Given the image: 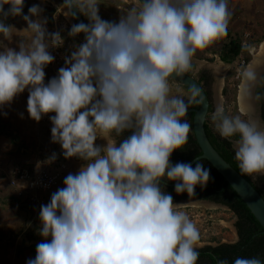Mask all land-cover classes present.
<instances>
[{"label": "clouds", "instance_id": "1", "mask_svg": "<svg viewBox=\"0 0 264 264\" xmlns=\"http://www.w3.org/2000/svg\"><path fill=\"white\" fill-rule=\"evenodd\" d=\"M59 3L74 23L68 35L83 33L84 40L45 83V68L55 60L49 49L65 44L64 28L54 22L49 32L38 4L25 15V0H0V36L13 35L9 17H22L30 34V43L20 42L18 51L0 50V109L27 89L29 117L51 128V141L65 159L86 162L41 205L43 240L27 264H197L200 232L177 210L165 182H175L177 194L196 196L211 170L199 160H171L188 143L185 117L200 102L198 90L185 93L172 81L184 78L197 52L226 34L230 0H136L118 22L103 19L96 0ZM81 13L89 23L75 24L72 17ZM241 77V114H227L221 103L211 120L222 138L233 141L240 173L255 177L264 174L258 105L264 92L257 91L264 88V62L253 60ZM50 113L53 126L42 118ZM125 132L130 135L120 139ZM234 264L264 259L237 257Z\"/></svg>", "mask_w": 264, "mask_h": 264}, {"label": "rangeland", "instance_id": "2", "mask_svg": "<svg viewBox=\"0 0 264 264\" xmlns=\"http://www.w3.org/2000/svg\"><path fill=\"white\" fill-rule=\"evenodd\" d=\"M131 1L113 0L112 5L115 6L116 14H119L117 16H121L133 5ZM34 4L44 9L42 18H47L48 10L55 9L52 21L53 24L55 22V27L64 28V31L60 29V34L64 37V45L68 50L66 57H69L83 40L80 35L75 37L68 35L74 23L65 14L66 10L61 8L63 3H59V0L57 2L25 0L23 13L28 14V9ZM4 7L7 10L9 5ZM229 7L231 19L227 31L232 40H241L245 51L232 64L223 63L219 57L220 52L225 45L224 42L230 40H226L224 35L208 48L197 52L193 70L187 73L198 81L203 73L210 77L207 88L213 106L210 117L217 104L221 103L225 106L227 114L233 116L241 114L238 103L242 84L241 71L254 60L255 55H258L264 42V0H231ZM7 24L14 26L15 29L11 38L0 36V50L11 47L18 51L20 42L30 43V34L26 30L27 23L22 17H11ZM46 27L51 32L52 25L47 22ZM60 68L59 65L49 64L45 68V83L57 76ZM222 71L224 74L220 76L219 73ZM172 83L174 88L189 93L182 84L174 80ZM28 95L26 89L24 93L15 97L10 105L0 109V264H27L28 259L32 258L33 249H24V246L29 247L42 242L43 237L38 233L40 208L41 205L47 204L52 193L57 191L36 193L26 189V183L14 176L17 169L28 168L33 175V177L30 175L31 179L41 173L49 176L58 174L56 176L63 187L64 178L69 173H76L86 163L76 157L65 159L61 146L51 141V128L42 119L36 122L29 117ZM44 121L48 122L46 119ZM210 122L213 121L210 119ZM212 126L214 128V125ZM96 143L104 145L106 141L98 139ZM53 153L57 155L55 160L50 159ZM177 210L188 215L198 228L201 238L197 250L207 246L234 244L238 241L235 227L237 217L227 207L186 202ZM30 234L38 236L37 240L30 241L28 239ZM18 250H22L21 255L17 254Z\"/></svg>", "mask_w": 264, "mask_h": 264}, {"label": "trees", "instance_id": "3", "mask_svg": "<svg viewBox=\"0 0 264 264\" xmlns=\"http://www.w3.org/2000/svg\"><path fill=\"white\" fill-rule=\"evenodd\" d=\"M231 1V0H230ZM55 12L54 8L48 10L47 21L51 26L53 24L52 14ZM9 17L6 23L10 21ZM226 40L225 45L220 52V60L225 64H232L244 51L245 48L242 46L240 39L232 40L230 34L227 31L225 34ZM213 59H210L212 61ZM199 82L204 88H207L210 84V77L203 73ZM187 89V88H186ZM190 93V90L187 89ZM259 92H264L262 88ZM207 97L210 100V93L206 90ZM262 104V117H264V98L261 99ZM199 108V103H193L185 117V119L190 123L191 129L188 136V143L181 149L176 150L171 160L175 162H192L195 158L201 155V151L196 143L194 134L192 131V120L194 116L193 110ZM212 110H209L211 113ZM210 115V114H209ZM243 118V117H242ZM211 117L208 116L204 125L205 134L207 139L213 149L219 154V156L228 163L235 171H237L241 176H243L264 198V176L257 177L255 182L252 181L251 176L246 174H241L238 167L237 161L235 160V151L233 149L232 141L229 139L222 138L213 128V122H210ZM130 135L129 132H125L120 139L125 138ZM204 167L211 170V178L207 186L203 189L197 187L196 196H188L187 193L177 194L174 191V183L171 181H166L165 191L170 193L174 202L187 198H197L212 203H216L221 206L227 207L236 217L237 222L235 224L238 241L234 244H221L216 247L207 246L199 249V260L197 264H218L219 260H227L229 264H234V260L237 257L252 258L260 257L264 259V229L259 224V222L252 215L250 210L247 208L245 203L240 199L236 192L225 182V180L211 167V165L206 160H199ZM195 164V163H194ZM193 164V165H194ZM33 177L32 173H30ZM38 236L28 235L30 241L37 240ZM36 246L32 245L29 247L24 246L28 249H33V256L36 255ZM18 255L22 254V250L17 251Z\"/></svg>", "mask_w": 264, "mask_h": 264}, {"label": "water", "instance_id": "4", "mask_svg": "<svg viewBox=\"0 0 264 264\" xmlns=\"http://www.w3.org/2000/svg\"><path fill=\"white\" fill-rule=\"evenodd\" d=\"M72 19L75 24L80 23L81 21L85 23L82 14H80L78 18L72 17ZM80 35L84 40V34L81 33ZM174 81L182 84L190 91L198 90L199 92V96L197 98L200 100L199 108L193 110L194 116L192 120V131L196 143L201 151V155L195 158L191 163L194 164L197 162V160H206L211 165V167L225 180V182L236 192V194L245 203L252 215L264 229V198H262L259 192L243 176H241L219 156L207 139L204 125L207 117L209 116L211 102L207 97L205 88L197 79L187 73L185 74L184 78H177ZM189 112H191V110H188V113ZM259 175L264 176V174ZM186 202L217 205L210 201L197 198H187L174 203H178L181 206Z\"/></svg>", "mask_w": 264, "mask_h": 264}, {"label": "built area", "instance_id": "5", "mask_svg": "<svg viewBox=\"0 0 264 264\" xmlns=\"http://www.w3.org/2000/svg\"><path fill=\"white\" fill-rule=\"evenodd\" d=\"M53 32H57V30L54 29ZM49 51L55 57V60L50 65L55 66L56 64V65L61 66V68L66 66L65 58H66V55L68 54V50L66 49V47H64L62 42H61V45L59 46H56L55 44H53L52 47H50ZM52 115H55V113H50L48 115H45L43 118V119H46L48 123L51 125L52 123L49 117ZM56 175L58 174L49 176L48 174L41 173L40 175L31 179L29 172L21 168H18L17 171L14 173V176L16 178L22 179V181L26 183V187L24 186L25 188L31 191H34L36 193L37 192H41V193L51 192L52 190H58L59 188H61L62 185L58 181L59 177Z\"/></svg>", "mask_w": 264, "mask_h": 264}, {"label": "crops", "instance_id": "6", "mask_svg": "<svg viewBox=\"0 0 264 264\" xmlns=\"http://www.w3.org/2000/svg\"><path fill=\"white\" fill-rule=\"evenodd\" d=\"M96 1H98V2H97V3H98L97 7H98V9H99V15H100L103 19H105V20H110V21H112V20H114V21L118 20V21H119L120 16H117V15H119V14H116V12H115V6L112 5V4H114V3H113V0H96ZM232 1H233V0H232ZM131 2H132L133 4H135V3L133 2V0H132ZM117 9H118V8H117ZM81 14H82V13H81ZM82 16H83L85 22H86V23H89L88 18H87L84 14H82ZM70 19H71V17H70ZM71 21H72V20H71ZM82 42H83V41H82Z\"/></svg>", "mask_w": 264, "mask_h": 264}, {"label": "bare ground", "instance_id": "7", "mask_svg": "<svg viewBox=\"0 0 264 264\" xmlns=\"http://www.w3.org/2000/svg\"><path fill=\"white\" fill-rule=\"evenodd\" d=\"M254 60H257V61H260V62H264V42L260 46V50L258 52V55H255L254 56ZM222 69H223V67H222ZM223 74H224V71H222L221 73H219L220 76H223ZM240 95H241V87H240L239 95H238V102H239V105H240V108H241Z\"/></svg>", "mask_w": 264, "mask_h": 264}, {"label": "flooded vegetation", "instance_id": "8", "mask_svg": "<svg viewBox=\"0 0 264 264\" xmlns=\"http://www.w3.org/2000/svg\"><path fill=\"white\" fill-rule=\"evenodd\" d=\"M209 87V86H208ZM207 87V88H208ZM207 88H205V90H207ZM262 88H259V89H257V91L259 92L260 90H261ZM208 91V90H207ZM239 95V94H238ZM211 102V101H210ZM239 103V102H238ZM258 105H259V111H260V115L262 116V104H261V100L258 102ZM212 108H213V106H212V104H211V110H212ZM239 109H240V105H239ZM239 112H240V110H239ZM210 114V113H209ZM234 149V148H233ZM260 176H263V175H256L255 177H253V176H251V179H252V181H254L255 182V179L257 178V177H260ZM216 204V203H215ZM218 205V204H217Z\"/></svg>", "mask_w": 264, "mask_h": 264}]
</instances>
